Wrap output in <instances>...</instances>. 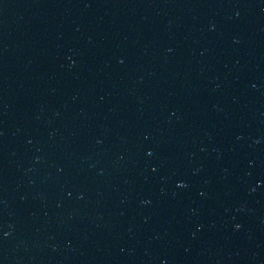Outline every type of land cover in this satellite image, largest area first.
I'll use <instances>...</instances> for the list:
<instances>
[{
    "label": "water",
    "instance_id": "water-1",
    "mask_svg": "<svg viewBox=\"0 0 264 264\" xmlns=\"http://www.w3.org/2000/svg\"><path fill=\"white\" fill-rule=\"evenodd\" d=\"M0 264H264V0H0Z\"/></svg>",
    "mask_w": 264,
    "mask_h": 264
}]
</instances>
